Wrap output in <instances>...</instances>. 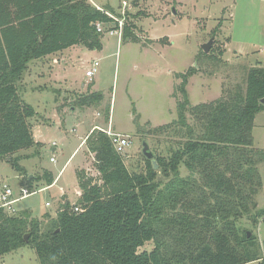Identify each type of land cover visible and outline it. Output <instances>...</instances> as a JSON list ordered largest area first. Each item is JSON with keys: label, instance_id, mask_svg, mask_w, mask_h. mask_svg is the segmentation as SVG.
<instances>
[{"label": "trees", "instance_id": "obj_1", "mask_svg": "<svg viewBox=\"0 0 264 264\" xmlns=\"http://www.w3.org/2000/svg\"><path fill=\"white\" fill-rule=\"evenodd\" d=\"M107 9L89 0H0V161L20 175H26L20 161L29 155L19 152L35 147L37 155L42 145L31 122L37 111L20 93L30 62L80 43L102 49L95 23L112 21ZM133 25L127 20L125 37H134ZM196 72L191 66L177 74L178 117L153 129L178 138L167 156L156 155L158 168L144 156V168L131 171L112 138L94 129L86 145L101 183L78 173L82 194L75 203L64 199L45 226L30 210L0 208V258L31 246L39 264H264L258 235L240 225L244 218L254 226L264 222L257 203L264 149L253 135L264 110V66L247 69L244 87L235 84L212 102L192 105L187 85ZM103 97L98 91L76 101L89 107ZM110 112L107 106V120ZM42 178L54 181L48 170ZM38 179L27 175L25 184L31 190ZM150 241L151 250H140Z\"/></svg>", "mask_w": 264, "mask_h": 264}, {"label": "rangeland", "instance_id": "obj_2", "mask_svg": "<svg viewBox=\"0 0 264 264\" xmlns=\"http://www.w3.org/2000/svg\"><path fill=\"white\" fill-rule=\"evenodd\" d=\"M94 1L102 6L98 7L102 10L115 7L117 10L111 11L115 17H124L125 23L127 20L132 22L134 37H125L123 33L118 46V36L103 35L102 49H90L80 43L62 53L59 51L30 62L20 93L37 111L31 122L35 139L42 143L40 154L33 155L35 147L19 152L29 155L20 161L26 168V175L20 178V173L10 162L0 161V183H9L19 190L26 186L27 175L41 177L38 182L34 181L31 189L37 191L47 185L42 178L45 169L52 170L56 176L77 149L53 186L16 204L17 212L22 210L19 207H31L41 214L44 226L50 218L56 217L62 190L65 189L64 198L71 203L79 198L75 191L80 189L82 193V190L78 188L76 173L83 172L94 183H101L100 174L94 167L95 155L87 150V145H80L94 124L129 137L131 143L122 154L125 164L131 171H141L145 166V145L153 155L149 158L152 161L156 155L167 156L171 145H177L178 138L173 133L153 129L164 127L178 117L180 97L176 96L175 90L182 81L177 77L178 73L196 66L197 72L190 77L187 89L192 105H197L216 100L235 84L244 87L247 69L258 61L264 66V0ZM135 13L140 17H133ZM219 22L222 25L213 36ZM211 38L210 51L204 52L202 45ZM148 46L150 50L143 49ZM212 48L215 49L213 52ZM219 48L225 50L223 55L219 56ZM239 55L244 58L241 60ZM94 60L99 61L97 72L83 90L82 81H86V71L93 67ZM95 82L93 91L104 93L103 104L78 105L76 99L89 94ZM107 105H111L112 111L109 120L106 118ZM253 135L255 146L264 149V110L256 115ZM181 172L188 174L184 166ZM260 172L263 187L257 196L258 209L264 206L263 164ZM46 202L50 204L47 206ZM240 225L258 235L263 253L262 219L254 226L251 220L244 218ZM153 247L150 241L140 250ZM0 264H39V261L35 250L24 246L5 254L0 258ZM249 264H259V261Z\"/></svg>", "mask_w": 264, "mask_h": 264}, {"label": "built area", "instance_id": "obj_3", "mask_svg": "<svg viewBox=\"0 0 264 264\" xmlns=\"http://www.w3.org/2000/svg\"><path fill=\"white\" fill-rule=\"evenodd\" d=\"M124 6H126V1L123 2ZM124 13V12H123ZM107 14L111 17L112 21L110 22H96L95 27L97 31L103 35H111V36H118V41L120 42L122 39L124 26H125V19L115 17L112 13L107 11ZM99 66V61H95L93 67L86 71V77L92 78L95 73L97 72V68ZM96 128L105 131L111 138L114 143L115 149L118 153L123 154L125 153V147L131 143L129 137L112 132V130H105L96 126ZM55 144V143H53ZM51 160H54L51 158ZM45 188H41L37 191L43 190ZM37 191H30L27 186H21L19 190H16L11 184L9 183H0V208H4L9 213H16V204L36 193ZM50 203L47 202L46 205L48 206ZM76 211H80L79 207L75 208Z\"/></svg>", "mask_w": 264, "mask_h": 264}, {"label": "crops", "instance_id": "obj_4", "mask_svg": "<svg viewBox=\"0 0 264 264\" xmlns=\"http://www.w3.org/2000/svg\"><path fill=\"white\" fill-rule=\"evenodd\" d=\"M90 2L92 3V4H94L95 6H97V7H102L100 4H98L97 2H95L94 0H90ZM124 2V1H123ZM120 7V6H119ZM104 8V7H103ZM112 9H115V10H117L115 7H113V6H110V8H109V10H107L108 12H110L111 13V11H112ZM136 15H137V13H135ZM138 17H140V16H138ZM137 17V18H138ZM119 44H120V42L118 41V46H119ZM104 45V43H103V41H102V48L104 47L103 46ZM144 50H150L149 49V46L148 47H144L143 48ZM61 52V51H60ZM58 53V52H57ZM62 53V52H61ZM240 54V53H239ZM240 57V59L242 60V58H244V55H239ZM238 58V59H239ZM96 61H98V60H96ZM94 62H95V60H94ZM258 62H260L261 63V61H258ZM91 69V68H90ZM95 77V76H94ZM85 78V80L86 81H82V84H81V86H83V90H85L86 88H87V82H88V80H89V78H87V77H84ZM96 89V82L93 84V86L90 88V90L91 91H93V90H95ZM91 91L89 92V93H91ZM93 92H96V91H93ZM103 95H104V93H103ZM104 99H105V95H104V97H103V100H102V102L100 103V105H102L103 104V102H104ZM106 105V104H105ZM107 106H110V108H111V105H107ZM73 111V110H72ZM112 112V111H111ZM111 112H110V115H111ZM99 114V113H98ZM63 115L61 114V117H62ZM109 119H110V117H109ZM108 119V120H109ZM61 121H62V118H61ZM115 123V122H114ZM255 125V124H254ZM96 126H98V125H95L94 124V126L93 127H91L88 131H87V133L85 134V138L83 139V141L80 143V145L81 144H83L84 143V146L86 145V138L90 135V133L93 131V129H95L96 128ZM33 131H34V129H33ZM123 132V131H122ZM35 133V132H34ZM34 136H35V138H37L36 137V135L34 134ZM36 141H37V139H36ZM88 150V149H87ZM77 151V149L74 151V153L69 157V159H68V161L71 159V157L75 154V152ZM68 161H67V163H68ZM79 162H81V161H79ZM66 163V164H67ZM66 164L62 167V169L59 171V173L56 175V176H54V174H53V172H52V170H50V169H48V168H46L45 170H48V171H50L51 173H52V176L54 177V181H53V183L51 184V185H46V187H44V188H49V187H51V186H53L55 183H56V181L58 180V178L60 177V175L62 174V171L64 170V168H65V166H66ZM76 175H77V173H76ZM23 175H19V178L20 177H22ZM78 188H80V187H78ZM78 190V192H76L75 191V193L80 197V195L82 194L81 192H79V190L80 189H77ZM65 189L64 190H62V192H61V194L59 195V198H60V201H61V203L64 201V196H65ZM47 203V202H46ZM20 209H22V210H27V209H30V210H32V212H33V216L34 217H37V218H39V219H41L40 218V215L41 214H37V212H35V210L33 209V208H31V207H19ZM17 209H18V207H17ZM22 210H20V211H22ZM42 214H44V213H42Z\"/></svg>", "mask_w": 264, "mask_h": 264}, {"label": "water", "instance_id": "obj_5", "mask_svg": "<svg viewBox=\"0 0 264 264\" xmlns=\"http://www.w3.org/2000/svg\"><path fill=\"white\" fill-rule=\"evenodd\" d=\"M212 43H213V38H211V39L209 40V42H207V43H205L204 45H202V46H203V50H204V52H209V51H210V48H211V46H212ZM144 153H145V156H146L148 159L153 157L152 153H149V152H148V146H147V145H145V147H144ZM153 164H154V167H155V168L158 167V164H157L156 160H153ZM28 237H29V234H26V236H25L26 240L28 239Z\"/></svg>", "mask_w": 264, "mask_h": 264}]
</instances>
